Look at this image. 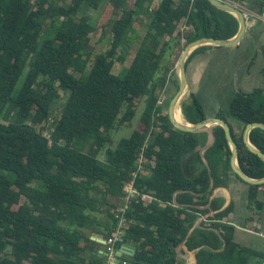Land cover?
Wrapping results in <instances>:
<instances>
[{
	"label": "trees",
	"instance_id": "obj_1",
	"mask_svg": "<svg viewBox=\"0 0 264 264\" xmlns=\"http://www.w3.org/2000/svg\"><path fill=\"white\" fill-rule=\"evenodd\" d=\"M102 1L0 0V264H106L92 236L107 241L115 232L124 185L142 152L148 171L135 186L154 200L128 210L123 243L136 251L119 264H186L182 243L196 251V264H263L264 253L237 243L235 227L225 221L233 201L222 209L224 199L212 195L229 188L234 175L248 185V210L260 221L264 184H249L233 172L221 126L213 128L215 141L202 154L209 134L176 129L169 105L157 107L172 80L166 68L172 53L203 37L233 38L237 19L208 0H108L101 26L109 47L94 55L96 27L88 12ZM250 10L263 15L264 0H253ZM137 40L130 66L114 74L115 62L126 61L124 48ZM207 47L194 50L186 66ZM60 91L66 102L46 137L38 127L52 119ZM143 101V130L115 146L113 133L131 125ZM182 110L192 124L206 119L195 95ZM228 115L245 126L264 124V88L238 91ZM217 117L228 123L223 111ZM232 136L239 168L252 179L264 178V161L249 150L243 133ZM249 140L264 153V130L253 129ZM192 151L185 172L183 158Z\"/></svg>",
	"mask_w": 264,
	"mask_h": 264
},
{
	"label": "crops",
	"instance_id": "obj_2",
	"mask_svg": "<svg viewBox=\"0 0 264 264\" xmlns=\"http://www.w3.org/2000/svg\"><path fill=\"white\" fill-rule=\"evenodd\" d=\"M258 26L259 22L257 20H247V30L237 44L230 47L212 46L203 48L191 57L186 66V77L188 81L187 97L189 98L190 95H195L198 98L203 106L206 118L217 117V114L223 108L219 102L221 103L225 99L224 106L227 109L224 112V116L232 126V131L237 136L242 133L244 136L246 126L241 121L228 115L229 104L236 94V90L233 88L234 80L237 78L238 83V75L241 72L243 76L239 81L238 87L245 93H251L256 89H260L256 88L257 85H260L261 89L264 88V68L259 71L262 79L258 80V82H254L250 78V67L253 64L254 57L256 56L264 61L263 30H258ZM253 42L258 44L255 49ZM252 53H254V57H252ZM177 77L176 75V77L172 78L169 89L174 84L176 85L175 80H177ZM209 92L216 93V97L212 96L210 98L207 94ZM223 93L225 94L223 95ZM216 100L219 101L216 105L214 103L211 104V102ZM247 195L248 185L232 175V182L229 188H218L214 190L212 198L224 199L225 208L233 201L234 212L225 221L235 227L236 242L244 246H260V241L256 237H264V234L261 232L263 225L259 223L260 221H258L257 216L251 217L252 213L248 210ZM239 208L245 210L237 215ZM263 220L264 215L261 222Z\"/></svg>",
	"mask_w": 264,
	"mask_h": 264
},
{
	"label": "water",
	"instance_id": "obj_3",
	"mask_svg": "<svg viewBox=\"0 0 264 264\" xmlns=\"http://www.w3.org/2000/svg\"><path fill=\"white\" fill-rule=\"evenodd\" d=\"M208 1L214 7H216L218 10L233 15L239 23V30H238L237 34L231 39L224 40V39H216L213 37H203V38L197 39V40L189 43L184 48V50L181 54V57L179 59V62L176 65V68L178 70V77H179L180 85H179V89H178L177 93L174 95V97L172 98V100L169 103L168 116H169V119H170L171 123L173 124V126L178 130H181L184 132H191V133L207 132L209 134V138H210L209 142L202 149L203 150L202 154L209 147H211L215 141V135L213 132V128L217 125L221 126L225 131L227 141H228L230 148H231V151H232L231 166H232L234 173L236 175H238L240 179H242L243 181H245L249 184L261 185V184H264V178L252 179V178L248 177L247 175H245L244 172L239 168L238 160H237L238 147H237L236 143L234 142V139L232 136V129H231L230 125L228 123H226L223 119H221L219 117H212V118H206L205 120H203L202 122H199L197 124H192V123L188 122L186 120V118H185L186 123H182V122L178 121V119L176 118V113L178 111V107H180L179 108L180 114L184 116V113L182 110V102L188 98V97H186L187 86H188V81H187V77H186V61L189 58V56L193 53V51L200 48V47H203V46H217V47L233 46V45L237 44L242 39L243 35L245 34V32L247 30L246 15H245V12L241 8H239L236 5H234L228 1H225V0H208ZM255 128H259V129L264 130V124H261V123L248 124L245 128V131H244V142L251 152L257 154L264 161V153L259 151L256 147H254L249 140L250 132ZM193 153H194V151L188 153L183 158L182 164H183V169L185 172H187V159ZM204 161L208 166V162L205 158H204ZM209 174L211 177V185L209 187V190H212L214 180L212 178V171L210 168H209ZM223 209H225V206L223 207ZM201 221H202V219H199L196 222V224L193 227V229L191 230V232L195 228L199 227ZM92 240L101 244V248L98 252V256L99 257H108L109 252L104 246L106 242H105V240L102 239V236L95 234L92 236ZM182 248L184 250H186L188 253L193 254L194 261H195L194 264H196L197 263L196 262V251H189L186 248L185 243H182ZM135 251H136V249L132 244L122 243V244L118 245L115 264H118L120 262V257L122 256V254L127 255V256H133L135 254Z\"/></svg>",
	"mask_w": 264,
	"mask_h": 264
},
{
	"label": "rangeland",
	"instance_id": "obj_4",
	"mask_svg": "<svg viewBox=\"0 0 264 264\" xmlns=\"http://www.w3.org/2000/svg\"><path fill=\"white\" fill-rule=\"evenodd\" d=\"M108 0H103L101 2V4L99 5L97 10H90L88 12L89 16H90V21L91 24L93 26L96 27V31L91 34L90 36V45H91V49L92 51H94V55H97L101 52L106 51V49L109 47V38L108 37H103V30L102 29V24H104L106 22V12L104 10L105 8V4ZM159 1V0H158ZM252 1L253 0H243V2L237 3L235 1H228L234 5H236L237 7L241 8L249 17L248 19L250 20H257L259 22V26H258V30L262 29L263 30V37H264V14L260 15L255 11H251L250 9L252 8ZM135 28L139 29L138 34L141 36H143L144 32H143V28L140 27V25L137 23L135 24ZM184 43V42H183ZM183 45V44H182ZM184 47H186L185 45H183ZM258 44L256 42H253V47L254 49L257 48ZM97 47V48H95ZM138 48V40L135 41L134 43L130 44V46L124 48L125 51L128 52V55L126 57V61L124 62V64L119 63L118 61L115 62V65L113 67V73L116 75H121L123 73V69L124 68H128L131 64L132 58L135 55V52ZM184 49L182 47H179L178 50H176L175 52L172 53V55L169 57V59L167 60L166 63V68L170 71L168 74V77H170V80L174 77H176V75L178 76V70L176 68L175 65H177V63L179 62V59L181 57V54ZM252 57H254V53H252ZM264 68V61L260 60L258 57H254L253 60V64L250 67V78L252 81L254 82H258V80L262 79L261 74H259V71ZM176 73V74H175ZM242 73L240 72L238 75V83H237V78L234 80L233 83V88L236 90V93H238V91H241L238 87L239 81L242 78ZM169 84L170 82H168L167 88L164 91L165 94V98H166V105H164L165 109L167 108V105H169L170 101L172 100V98L174 97V95L177 93V89H176V85L174 84L172 88L169 89ZM251 88V87H250ZM256 88H261L260 85H257ZM250 90V89H249ZM251 91H253L251 89ZM250 91V92H251ZM244 92V91H243ZM60 99L55 103V105L53 106V111H52V119L48 122H46V124H44V126L42 125L41 127H38V130L40 132H42L46 137H49V133L52 131L53 129V122L54 120L60 116L61 114V110L66 102V98H67V94L63 91H60ZM210 98H212V96L216 97V93L213 92H209L207 93ZM225 93H223L224 95ZM236 95V94H235ZM187 97V94H186ZM224 99V98H223ZM219 101L216 100L214 102H211V104L214 103V105H216ZM225 99L223 102H219V104L221 106H223L222 111L223 113L226 112L227 107L224 106L225 104ZM144 105L145 102L143 101L142 103H140L138 105V113L136 115V117L134 118V120L131 122L130 126H126V127H120L116 132L113 133L112 138L114 141V145L116 146L121 139L123 138H128L130 137V135L136 130V128L143 130V125L140 123V118L144 109ZM163 107V108H164ZM169 109V107H168ZM53 121V122H52ZM43 127H45V129H43ZM41 129H43L41 131ZM114 146V147H115ZM100 160H104V154L102 153L101 156H99ZM148 171V170H146ZM260 201L264 202V193H262V195L260 196ZM245 210V209H243ZM242 208H239L237 215H239L242 211ZM263 225V229H261L262 234H264V220L263 222H260ZM260 241V246L258 245H246L247 247L250 246V248L255 249L259 252L264 253V237L262 238H257ZM188 252L186 250H184V254H182V257L185 259L186 264H188V260L185 258L187 256Z\"/></svg>",
	"mask_w": 264,
	"mask_h": 264
},
{
	"label": "built area",
	"instance_id": "obj_5",
	"mask_svg": "<svg viewBox=\"0 0 264 264\" xmlns=\"http://www.w3.org/2000/svg\"><path fill=\"white\" fill-rule=\"evenodd\" d=\"M193 1V0H192ZM246 20H249L247 14ZM187 27H184V30H187ZM185 42V40H182ZM169 82V80H168ZM167 82V84H168ZM167 88V85H166ZM165 103V94L163 93L162 96L159 98L157 102V107H163ZM51 120V119H50ZM49 120V121H50ZM53 122V121H52ZM54 123V122H53ZM144 151V148L142 149ZM145 163L146 158L144 156V153L142 152L139 156L138 161L136 162V169L133 171L131 175V180L126 182L123 188L124 197L122 199V204L120 207L116 210V218L118 219V225L113 232L111 238L107 241H105V248L109 252V256L107 257V263L106 264H115L116 263V253H117V247L116 244L120 242V244L123 243V236L125 235V229L127 228V218L126 214L130 207L133 205V203H150L152 200H154L153 196L150 194H144L141 193L135 186V182L137 177L140 174H146L147 171L145 169ZM264 264V263H263Z\"/></svg>",
	"mask_w": 264,
	"mask_h": 264
},
{
	"label": "bare ground",
	"instance_id": "obj_6",
	"mask_svg": "<svg viewBox=\"0 0 264 264\" xmlns=\"http://www.w3.org/2000/svg\"><path fill=\"white\" fill-rule=\"evenodd\" d=\"M179 108L178 107V111L176 113V118L178 119V121L182 122V123H186L185 117L183 115L180 114L179 112ZM188 261L192 262V264H194V261L192 260V258L190 256H186L185 257Z\"/></svg>",
	"mask_w": 264,
	"mask_h": 264
},
{
	"label": "clouds",
	"instance_id": "obj_7",
	"mask_svg": "<svg viewBox=\"0 0 264 264\" xmlns=\"http://www.w3.org/2000/svg\"><path fill=\"white\" fill-rule=\"evenodd\" d=\"M225 1H228V0H225ZM103 239V238H102ZM120 245V244H119ZM105 246V245H104ZM123 255V254H122ZM119 264V263H118Z\"/></svg>",
	"mask_w": 264,
	"mask_h": 264
}]
</instances>
